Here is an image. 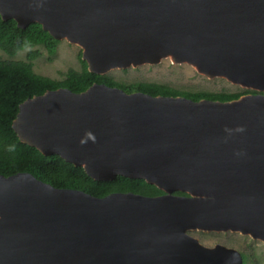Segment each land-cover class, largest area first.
<instances>
[{
  "label": "water",
  "instance_id": "95a60500",
  "mask_svg": "<svg viewBox=\"0 0 264 264\" xmlns=\"http://www.w3.org/2000/svg\"><path fill=\"white\" fill-rule=\"evenodd\" d=\"M0 16L79 45L95 74L169 59L258 92L194 101L94 83L27 98L12 122L21 142L164 194L95 197L0 174V264H242L193 230L264 244V0H0Z\"/></svg>",
  "mask_w": 264,
  "mask_h": 264
},
{
  "label": "trees",
  "instance_id": "16d2710c",
  "mask_svg": "<svg viewBox=\"0 0 264 264\" xmlns=\"http://www.w3.org/2000/svg\"><path fill=\"white\" fill-rule=\"evenodd\" d=\"M59 40L43 30L39 23H31L21 28L13 19L2 20L0 16V51L14 57L21 51L26 52V60L0 59V174L10 176L18 172L32 174L38 180L56 188L75 189L95 197H104L114 192H132L144 196L164 194L162 190L143 179L116 176L112 180H94L80 166L65 161L58 155L46 156L37 148L19 140L12 128L19 104L27 98L41 95L48 90L67 88L79 93L92 84L117 87L126 93L142 92L151 96H181L199 101L201 99L230 101L257 91L241 89L237 92L186 91L156 82L124 83L109 75H99L88 71L86 62L78 58L79 70L69 68L62 79L56 80L33 70V60L41 55L42 47L48 59L55 55ZM176 195L187 194L174 192ZM242 264L244 262V254Z\"/></svg>",
  "mask_w": 264,
  "mask_h": 264
},
{
  "label": "rangeland",
  "instance_id": "374dc122",
  "mask_svg": "<svg viewBox=\"0 0 264 264\" xmlns=\"http://www.w3.org/2000/svg\"><path fill=\"white\" fill-rule=\"evenodd\" d=\"M41 55L33 60L35 73L60 80L64 73L73 68L79 70L81 64L78 54L80 46L67 40H60L57 50L51 59L46 51L39 47ZM0 59L26 60V52L21 51L14 57H9L0 51ZM107 75L117 81L130 82H156L167 84L179 90L210 91V92H237L245 89L233 84L225 78H208L188 64H173L169 59H163L156 64H143L136 67L115 69ZM264 94V91L260 92ZM189 234L204 246L212 247L216 244L233 248L245 257L243 264H264V244L249 235L232 231H202L193 230Z\"/></svg>",
  "mask_w": 264,
  "mask_h": 264
},
{
  "label": "clouds",
  "instance_id": "9594fccd",
  "mask_svg": "<svg viewBox=\"0 0 264 264\" xmlns=\"http://www.w3.org/2000/svg\"><path fill=\"white\" fill-rule=\"evenodd\" d=\"M89 138L92 139L93 141L95 140V137L89 134ZM81 143H87V140H81Z\"/></svg>",
  "mask_w": 264,
  "mask_h": 264
}]
</instances>
